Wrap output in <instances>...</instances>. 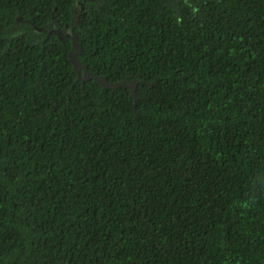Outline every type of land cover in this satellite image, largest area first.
<instances>
[{"label": "trees", "instance_id": "obj_1", "mask_svg": "<svg viewBox=\"0 0 264 264\" xmlns=\"http://www.w3.org/2000/svg\"><path fill=\"white\" fill-rule=\"evenodd\" d=\"M78 1L0 0V264H264V0Z\"/></svg>", "mask_w": 264, "mask_h": 264}, {"label": "water", "instance_id": "obj_2", "mask_svg": "<svg viewBox=\"0 0 264 264\" xmlns=\"http://www.w3.org/2000/svg\"><path fill=\"white\" fill-rule=\"evenodd\" d=\"M38 30L40 31V29H38ZM70 34H71L70 39L72 41V46H71L72 48H71V51L69 52V59H70V62L74 68V71L76 69H78L79 71H83V73H84L83 77H85L87 75L89 78L99 82L104 88H117L119 86H126L130 90H132V96L133 97L135 96V94H134L135 83L134 82L124 81V82H121L118 84H110L107 82L106 78L90 76L86 71V67L80 64V62L76 59L75 54L72 52L73 50H77V49L79 51L80 47H79V44L77 43L76 36L74 34H72V32Z\"/></svg>", "mask_w": 264, "mask_h": 264}, {"label": "flooded vegetation", "instance_id": "obj_3", "mask_svg": "<svg viewBox=\"0 0 264 264\" xmlns=\"http://www.w3.org/2000/svg\"><path fill=\"white\" fill-rule=\"evenodd\" d=\"M83 1H86V0H80L77 3L80 5H83ZM71 32L72 31L70 28L62 30V28L60 26H52V29H50L49 31L46 32L47 34L45 35V37H50L51 35H54V36H57V37L63 39L62 38L63 33H65V37L70 38ZM75 71L78 75V78L82 79V81H86V80L90 79L87 75L85 77H83L84 73H81L78 69H76Z\"/></svg>", "mask_w": 264, "mask_h": 264}]
</instances>
